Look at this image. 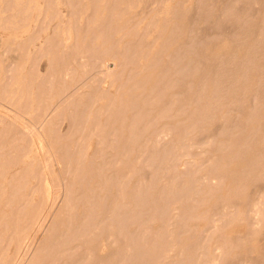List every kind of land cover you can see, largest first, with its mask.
Here are the masks:
<instances>
[{
  "label": "rangeland",
  "instance_id": "374dc122",
  "mask_svg": "<svg viewBox=\"0 0 264 264\" xmlns=\"http://www.w3.org/2000/svg\"><path fill=\"white\" fill-rule=\"evenodd\" d=\"M256 1L0 0V264H264Z\"/></svg>",
  "mask_w": 264,
  "mask_h": 264
},
{
  "label": "bare ground",
  "instance_id": "6f19581e",
  "mask_svg": "<svg viewBox=\"0 0 264 264\" xmlns=\"http://www.w3.org/2000/svg\"><path fill=\"white\" fill-rule=\"evenodd\" d=\"M54 1V0H53ZM199 1H202V0H199ZM254 1V0H253ZM257 1H259L260 3L261 2H264V0H257ZM256 1V2H257ZM255 2V3H256ZM240 3H242V2H240ZM244 3V2H243ZM249 3V5L251 4L250 2H248ZM253 3V2H252ZM259 3V4H260ZM235 4V3H234ZM205 5V4H204ZM255 5H257V3L255 4ZM238 6V5H237ZM259 6H261V5H259ZM211 7V6H210ZM229 7V6H228ZM230 7H232V6H230ZM252 8V7H251ZM255 8H257V7H255ZM250 9V8H249ZM232 10V9H231ZM234 10V9H233ZM152 11V10H151ZM241 11V10H240ZM259 11H264V9L262 8V9H260ZM236 12V11H235ZM251 12H253V11H251ZM175 13V12H174ZM183 13V12H182ZM225 13V12H224ZM223 13V14H224ZM79 14V13H78ZM217 15V14H216ZM220 15V14H219ZM225 15V14H224ZM254 15V14H253ZM208 16V15H207ZM193 17V16H192ZM231 17V16H230ZM200 18V17H199ZM226 18V17H225ZM220 19V18H219ZM236 20V19H235ZM211 21V20H210ZM218 21V20H217ZM222 24V23H221ZM235 25V24H234ZM214 26V25H213ZM253 26V25H252ZM262 27V26H261ZM219 28V27H218ZM217 28V29H218ZM213 30V29H212ZM221 31V30H220ZM261 32V31H260ZM220 37V36H219ZM235 37H236V35H235ZM209 38V37H208ZM195 40V39H194ZM262 41V40H261ZM261 50V49H260ZM14 56V55H13ZM255 56H257V55H255ZM16 58H18V57H16ZM250 58V57H249ZM254 58V57H253ZM255 59H257V58H255ZM78 60V59H77ZM97 60V59H96ZM108 61V60H107ZM107 61H105V62H107ZM249 63V62H248ZM250 64V63H249ZM103 65V64H102ZM250 65H252V64H250ZM8 67V66H7ZM232 67V66H231ZM107 68H108V66H107ZM253 71V70H252ZM105 72V71H104ZM261 72V71H260ZM106 73V72H105ZM244 75V74H243ZM45 79V78H44ZM258 79V78H257ZM103 81V80H102ZM260 81H261V79H260ZM35 85V84H34ZM230 87V86H229ZM263 89V88H262ZM19 92V91H18ZM225 93V92H224ZM259 94V93H258ZM253 95V94H252ZM252 97V96H251ZM259 97V96H258ZM257 98V97H256ZM34 99V98H33ZM54 101V100H53ZM262 101V100H261ZM240 103V102H239ZM239 103H238V105H239ZM256 108V107H255ZM220 109V108H219ZM239 109H241V108H239ZM254 113V112H253ZM184 114V113H183ZM183 116V115H182ZM19 121V120H18ZM204 121V120H203ZM233 121V120H232ZM231 121V122H232ZM235 123H237V122H235ZM229 124V123H228ZM22 128V127H21ZM24 129V128H23ZM29 129V128H28ZM25 130V129H24ZM30 130V129H29ZM156 133H157V131H156ZM30 134V133H29ZM36 134V133H35ZM234 135V134H233ZM166 137V136H165ZM110 145V144H109ZM229 165V164H228ZM146 175V174H145ZM164 178V177H163ZM236 191V190H235ZM228 193V192H227ZM33 198H34V196H33ZM204 200V199H203ZM34 201V200H33ZM227 202V201H226ZM105 206V205H104ZM219 206V205H218ZM116 207H114V209H115ZM236 208H238V207H236ZM255 208H256V206H255ZM237 210V209H236ZM247 214V213H246ZM236 215H237V213H236ZM200 218V217H199ZM39 222V221H38ZM227 224V223H226ZM40 227V226H39ZM38 230V229H37ZM38 236V235H37ZM263 237V236H262ZM35 238H37V237H35ZM238 239V238H237ZM239 242V241H238ZM225 243H226V241H225ZM224 243V244H225ZM13 245V244H12ZM26 245V244H25ZM239 246H240V244H239ZM235 248V247H234ZM252 248H254L253 246H252ZM14 249V248H13ZM220 249V248H219ZM249 250V249H248ZM10 253V252H9ZM208 254V253H207ZM222 254V253H221ZM243 255V254H242ZM251 255V254H250ZM240 256V255H239ZM221 257H223V255H221ZM251 257H253V256H251ZM21 260V259H20ZM240 260H242V259H240ZM251 261H253V259L251 260ZM244 262V261H243ZM255 263V262H254Z\"/></svg>",
  "mask_w": 264,
  "mask_h": 264
}]
</instances>
